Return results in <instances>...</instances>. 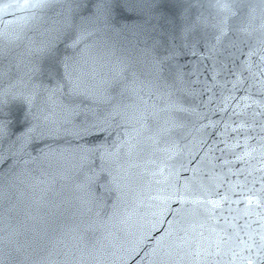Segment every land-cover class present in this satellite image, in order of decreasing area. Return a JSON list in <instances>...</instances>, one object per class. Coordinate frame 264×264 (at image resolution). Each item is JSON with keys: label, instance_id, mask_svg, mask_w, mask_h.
Here are the masks:
<instances>
[{"label": "water", "instance_id": "water-1", "mask_svg": "<svg viewBox=\"0 0 264 264\" xmlns=\"http://www.w3.org/2000/svg\"><path fill=\"white\" fill-rule=\"evenodd\" d=\"M96 2L0 0V264H264V0Z\"/></svg>", "mask_w": 264, "mask_h": 264}, {"label": "snow or ice", "instance_id": "snow-or-ice-1", "mask_svg": "<svg viewBox=\"0 0 264 264\" xmlns=\"http://www.w3.org/2000/svg\"><path fill=\"white\" fill-rule=\"evenodd\" d=\"M128 8L130 11H136L138 8H141L142 5L138 2V0H125L123 5ZM158 5L153 2L148 7L156 8ZM219 7L228 9L230 6L227 4H220ZM93 8L96 10L93 13V16L97 19L103 18L107 20L111 15V11L113 5L110 0H97V2L93 5ZM159 19H163V17H159ZM69 27H72L71 22H69ZM221 34H224L226 29L222 26ZM78 39L73 41V44L78 43ZM179 55V52L175 49H172L168 52V54L160 59L158 62V74L163 77L165 72V64L168 61L174 60V58ZM42 56L46 57L50 63V70H55V64L57 62V54L55 52L54 46L42 50ZM31 74L25 73L24 77H21L18 81L19 85L25 91H19L10 93L9 91H5L3 99H0V127H2L5 131L7 130L8 124L10 123V117L12 116V110L9 108L11 102L16 101L19 102L20 108L24 110L25 119L29 118L31 113V108L33 105V99L36 95V89L38 85L33 82V77L39 69L30 70ZM171 74V73H169ZM261 75H264V69L261 70ZM181 79L180 77H176V80ZM175 82V81H174ZM87 121V116H85V122ZM83 131H87V128L82 129Z\"/></svg>", "mask_w": 264, "mask_h": 264}]
</instances>
